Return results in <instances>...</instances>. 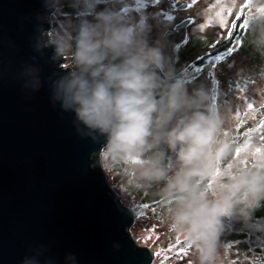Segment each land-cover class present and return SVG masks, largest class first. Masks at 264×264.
Here are the masks:
<instances>
[{
	"label": "rangeland",
	"instance_id": "1",
	"mask_svg": "<svg viewBox=\"0 0 264 264\" xmlns=\"http://www.w3.org/2000/svg\"><path fill=\"white\" fill-rule=\"evenodd\" d=\"M243 1L53 0L48 37L64 52V66L106 74L122 98L144 101L130 109L141 116L155 92L126 85L129 73L142 76L146 65L130 67L129 73L119 66L118 73L110 63L128 64L134 59L126 57L136 59L145 50L141 60L152 52L158 56L166 50L165 30L183 16L194 20L184 37L190 39L184 58L171 62L176 64L162 78L146 134L136 132V118H125L99 153L106 181L122 205L140 207L129 230L136 244L153 252L150 264H264V209L257 221L245 215L254 203L264 207V110L255 115L264 106V41L253 43L242 33L220 57L210 54L200 63H187L203 50L188 47L193 33L202 34L203 51L211 52L223 34L226 40L230 30H225ZM182 2L188 7L180 12L176 7ZM254 27L246 23L239 30ZM197 114L211 118L210 134L196 145L171 147L169 133L189 125ZM190 148L182 159L181 150L187 154ZM226 202L230 208L217 217L209 236L212 209ZM228 233L245 236L231 239Z\"/></svg>",
	"mask_w": 264,
	"mask_h": 264
},
{
	"label": "water",
	"instance_id": "2",
	"mask_svg": "<svg viewBox=\"0 0 264 264\" xmlns=\"http://www.w3.org/2000/svg\"><path fill=\"white\" fill-rule=\"evenodd\" d=\"M52 4L0 0V264H150L129 230L140 207L122 205L97 158L124 124L120 91L64 66Z\"/></svg>",
	"mask_w": 264,
	"mask_h": 264
},
{
	"label": "trees",
	"instance_id": "3",
	"mask_svg": "<svg viewBox=\"0 0 264 264\" xmlns=\"http://www.w3.org/2000/svg\"><path fill=\"white\" fill-rule=\"evenodd\" d=\"M254 29H252L250 32H243L242 35L245 34V38L246 40H249L253 43H262L264 41L263 38V32H264V18L263 19H259L258 21L252 23ZM241 35V36H242ZM248 35H251V37L249 38ZM205 40L204 39H198L195 43H192L190 46L191 49H193L194 51L197 50V48H203L206 49L207 46H205ZM185 50V51H184ZM199 51L196 54H192V56L187 60V63H192V62H196V63H200L202 62V60L204 59V57L212 54V53H208V52H204V51ZM108 52V51H107ZM186 52V46L180 47V48H176L175 51L174 49L169 46L167 47V49L165 51H162L161 53L157 55H155L153 52L151 53L150 57L145 58L144 60H141V56L143 55H147L148 51L145 50V52H142L140 55L138 56V58L135 59V57H131L128 56L125 59L130 60V59H134L132 62L128 63V64H114V63H110L114 66H116V68L118 69V73L120 71L119 66H123L125 67V70L129 73V69L130 67H136L138 68L139 66H145L146 65V71L142 74V76L139 77H133L134 73H129V75H132L128 80L129 84H134L136 85V87H133V90H137L138 92H143L145 91V89H150L152 91L155 92V94L151 97V99L148 101V103L145 104L144 109L148 106V105H152V108L157 107V100L161 97V91L162 87H163V82L164 80L162 79L168 71V68L170 65H174L176 63H171V62H179L178 60H180L181 58H184V54ZM109 53V52H108ZM174 57V60H172ZM123 63V62H122ZM155 65H161L160 67H154ZM128 67V68H127ZM187 68V67H186ZM120 75V74H119ZM127 76V74L125 75ZM96 156V155H95ZM98 158V162L99 161V155L97 156ZM184 191H188V188H185ZM171 194V193H170ZM171 196H173L171 194ZM187 196H191V195H187ZM166 199V197H163V200ZM264 207L260 208L259 205L256 203H254L253 205L247 207V211L245 212V215L248 216V218L252 220L257 221V219L260 218V214L263 212ZM245 233H240L238 235L234 234V233H228L229 236H231V239H242L244 238ZM243 242V241H242ZM241 242V243H242Z\"/></svg>",
	"mask_w": 264,
	"mask_h": 264
},
{
	"label": "clouds",
	"instance_id": "4",
	"mask_svg": "<svg viewBox=\"0 0 264 264\" xmlns=\"http://www.w3.org/2000/svg\"><path fill=\"white\" fill-rule=\"evenodd\" d=\"M127 87H136L134 84H128ZM98 99L103 97V93H97ZM144 101L142 99H135L133 97L121 98L118 101V104L121 106V110L126 113L125 118L134 117L136 118L139 123L135 125V130L138 134L144 135L146 134L145 125L148 123V113L152 110V105H148L144 109V115L141 116L136 112L130 111L132 105L141 104ZM207 125V127H206ZM212 127V121L210 117H205L203 115L197 114L192 122L184 127L181 130H174L173 132L169 133V144L171 147H175L177 142L189 143L191 145H196L197 143L201 142V140L210 134ZM194 148H190L187 151L181 150L180 157L182 159H187L188 155L193 151ZM230 208V205L227 202L221 206L212 209L211 218L206 223V228L208 229V235L211 236L215 229L214 225L218 224L217 217L222 214L226 213Z\"/></svg>",
	"mask_w": 264,
	"mask_h": 264
},
{
	"label": "flooded vegetation",
	"instance_id": "5",
	"mask_svg": "<svg viewBox=\"0 0 264 264\" xmlns=\"http://www.w3.org/2000/svg\"><path fill=\"white\" fill-rule=\"evenodd\" d=\"M187 7L186 8L176 7V9L182 12L185 11ZM175 15L176 14L173 13L172 17H174ZM187 18H191V22L188 25L183 27H176V24L182 22L184 19ZM263 18H264V0L243 1L238 7V12L236 14L233 13V16L230 20V24L228 28L225 30V34L227 33L228 30H230L226 40H224V34H223L221 38L217 39V45L209 53L218 54V57H220V55L225 52L226 48H229L231 45L238 43V40L240 39L241 34L243 33L242 30H239V27L245 25L246 23L252 24L258 21L259 19H263ZM193 22H194L193 18L189 15L176 19L173 24V27L166 29L164 32L165 40H166V49L169 46H171L172 48L183 47L188 42V40H190V39H184V37L186 35V30L193 24ZM198 39H202V34L199 32H194L192 35V41L190 42L189 46L192 43H195Z\"/></svg>",
	"mask_w": 264,
	"mask_h": 264
},
{
	"label": "bare ground",
	"instance_id": "6",
	"mask_svg": "<svg viewBox=\"0 0 264 264\" xmlns=\"http://www.w3.org/2000/svg\"><path fill=\"white\" fill-rule=\"evenodd\" d=\"M50 42H52V41H50ZM64 63V62H63Z\"/></svg>",
	"mask_w": 264,
	"mask_h": 264
}]
</instances>
